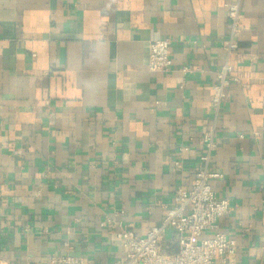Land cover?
<instances>
[{
  "label": "crops",
  "instance_id": "0c3cea01",
  "mask_svg": "<svg viewBox=\"0 0 264 264\" xmlns=\"http://www.w3.org/2000/svg\"><path fill=\"white\" fill-rule=\"evenodd\" d=\"M159 39L173 65L154 74ZM226 64L238 80L216 110ZM208 132L212 186L230 202L217 232L236 241L233 264H264V0H0V264L124 260L101 223L159 226ZM160 251H179L174 231Z\"/></svg>",
  "mask_w": 264,
  "mask_h": 264
},
{
  "label": "built area",
  "instance_id": "2783aa9c",
  "mask_svg": "<svg viewBox=\"0 0 264 264\" xmlns=\"http://www.w3.org/2000/svg\"><path fill=\"white\" fill-rule=\"evenodd\" d=\"M228 19L231 32L226 50L228 55L238 49L237 37L243 26L241 6L229 4ZM173 65L170 56V40L159 39L149 46L148 68L151 73H168ZM188 71L183 69V73ZM233 68L226 64L216 74L218 82L213 105L216 110L226 97L225 88L232 80ZM214 133L204 136L206 150L201 156V166L196 170L189 189H178L175 192L174 205L164 210V218L159 226L151 228L145 236H139L132 228L122 222L116 223L114 218L106 217L101 223L102 228L109 229L114 240L119 242L124 252V260L115 264H233L237 243L225 234L217 232L219 221L230 211V202L219 198L215 193L212 181L218 180L221 174L208 169L211 153L215 149ZM180 167V163H175ZM124 212L118 215L123 216ZM117 216V215H116ZM169 230L178 237L179 251L172 256H165L160 251V243ZM206 232H213L209 238H203ZM50 264H87L82 258L73 256H53Z\"/></svg>",
  "mask_w": 264,
  "mask_h": 264
},
{
  "label": "water",
  "instance_id": "95a60500",
  "mask_svg": "<svg viewBox=\"0 0 264 264\" xmlns=\"http://www.w3.org/2000/svg\"><path fill=\"white\" fill-rule=\"evenodd\" d=\"M74 257H76V256H74ZM78 257V256H77Z\"/></svg>",
  "mask_w": 264,
  "mask_h": 264
}]
</instances>
